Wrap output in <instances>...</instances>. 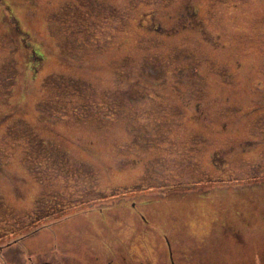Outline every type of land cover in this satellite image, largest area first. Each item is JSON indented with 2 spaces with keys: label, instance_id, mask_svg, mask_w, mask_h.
<instances>
[{
  "label": "rangeland",
  "instance_id": "1",
  "mask_svg": "<svg viewBox=\"0 0 264 264\" xmlns=\"http://www.w3.org/2000/svg\"><path fill=\"white\" fill-rule=\"evenodd\" d=\"M5 245L264 264V0H0Z\"/></svg>",
  "mask_w": 264,
  "mask_h": 264
},
{
  "label": "flooded vegetation",
  "instance_id": "2",
  "mask_svg": "<svg viewBox=\"0 0 264 264\" xmlns=\"http://www.w3.org/2000/svg\"><path fill=\"white\" fill-rule=\"evenodd\" d=\"M190 9V7H187V10H189ZM186 13V12H185ZM194 16H196V14L192 11V14L191 15H188L187 14V16L185 17V21L182 23V25H181V29L182 30H188V28H189V25H190V20L189 19H191V17H194ZM180 20H182V15H180ZM156 27H158L157 28V31L158 32H163V31H165V28H163L160 24H157V26ZM177 30L178 29H173L171 32H177ZM156 31V30H155ZM156 31V32H157ZM195 108H198V106H197V104H195ZM188 116H192V114H189ZM196 116H198L197 114H196ZM196 116H194V117H196ZM215 154H212L211 155V158H212V161H214L215 160ZM206 179H209V180H205V181H210V179H214V178H212V177H209V175H207L206 176ZM65 212H63V214H64ZM132 220V218L131 217H129V222H128V225L129 226H132L133 224V222L131 221ZM53 233V232H52ZM54 234V233H53ZM18 240V239H17ZM20 241H18L17 243H19ZM8 246H0V258H1V261L4 263V264H6V262L8 261V260H12V261H17L18 260V256H19V252H20V249H17V250H13L12 252H11V254H10V256L8 257V254L5 256L4 255V251H6L8 248H7ZM169 252H170V254H171V249L169 250ZM170 259H171V257H170ZM171 264H173V262L171 263Z\"/></svg>",
  "mask_w": 264,
  "mask_h": 264
},
{
  "label": "trees",
  "instance_id": "3",
  "mask_svg": "<svg viewBox=\"0 0 264 264\" xmlns=\"http://www.w3.org/2000/svg\"><path fill=\"white\" fill-rule=\"evenodd\" d=\"M34 50H35V49L32 50V51H33V54L36 55V56H39V55H37V54L34 52ZM29 58H30V60H31V57H29ZM33 63H36V62L34 61Z\"/></svg>",
  "mask_w": 264,
  "mask_h": 264
},
{
  "label": "bare ground",
  "instance_id": "4",
  "mask_svg": "<svg viewBox=\"0 0 264 264\" xmlns=\"http://www.w3.org/2000/svg\"><path fill=\"white\" fill-rule=\"evenodd\" d=\"M189 189V188H188ZM131 197V196H130ZM132 198V197H131ZM112 202V201H111Z\"/></svg>",
  "mask_w": 264,
  "mask_h": 264
}]
</instances>
